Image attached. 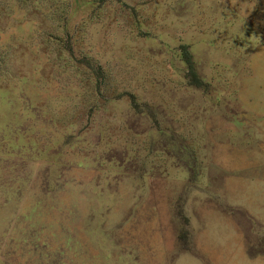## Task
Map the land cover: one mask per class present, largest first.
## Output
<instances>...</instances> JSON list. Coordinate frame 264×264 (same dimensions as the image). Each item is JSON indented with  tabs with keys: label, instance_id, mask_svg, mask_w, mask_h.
<instances>
[{
	"label": "rangeland",
	"instance_id": "1",
	"mask_svg": "<svg viewBox=\"0 0 264 264\" xmlns=\"http://www.w3.org/2000/svg\"><path fill=\"white\" fill-rule=\"evenodd\" d=\"M0 264H264V0H0Z\"/></svg>",
	"mask_w": 264,
	"mask_h": 264
},
{
	"label": "trees",
	"instance_id": "2",
	"mask_svg": "<svg viewBox=\"0 0 264 264\" xmlns=\"http://www.w3.org/2000/svg\"><path fill=\"white\" fill-rule=\"evenodd\" d=\"M181 59L185 65L186 74L193 81V83H199L198 77L196 75L194 62L190 53L185 50V47H182Z\"/></svg>",
	"mask_w": 264,
	"mask_h": 264
}]
</instances>
